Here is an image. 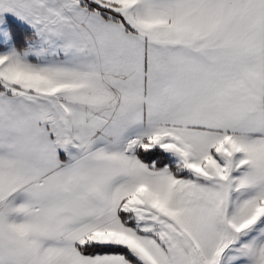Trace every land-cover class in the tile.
<instances>
[{"label":"snow or ice","instance_id":"snow-or-ice-1","mask_svg":"<svg viewBox=\"0 0 264 264\" xmlns=\"http://www.w3.org/2000/svg\"><path fill=\"white\" fill-rule=\"evenodd\" d=\"M0 264H264V0H0Z\"/></svg>","mask_w":264,"mask_h":264}]
</instances>
